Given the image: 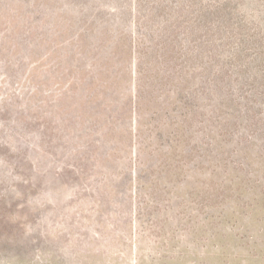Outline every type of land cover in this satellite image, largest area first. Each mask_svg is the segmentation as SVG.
<instances>
[{
	"label": "rangeland",
	"instance_id": "rangeland-1",
	"mask_svg": "<svg viewBox=\"0 0 264 264\" xmlns=\"http://www.w3.org/2000/svg\"><path fill=\"white\" fill-rule=\"evenodd\" d=\"M0 0V264H264V2Z\"/></svg>",
	"mask_w": 264,
	"mask_h": 264
},
{
	"label": "trees",
	"instance_id": "trees-1",
	"mask_svg": "<svg viewBox=\"0 0 264 264\" xmlns=\"http://www.w3.org/2000/svg\"><path fill=\"white\" fill-rule=\"evenodd\" d=\"M237 1L239 2L240 0H237ZM259 1H260V2H262V1L264 2V0H259ZM260 2H258V3H260Z\"/></svg>",
	"mask_w": 264,
	"mask_h": 264
}]
</instances>
